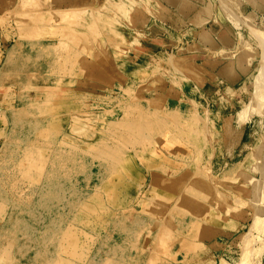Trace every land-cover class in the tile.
I'll use <instances>...</instances> for the list:
<instances>
[{
  "label": "rangeland",
  "instance_id": "rangeland-1",
  "mask_svg": "<svg viewBox=\"0 0 264 264\" xmlns=\"http://www.w3.org/2000/svg\"><path fill=\"white\" fill-rule=\"evenodd\" d=\"M249 1L0 0V264H151L168 186L207 169L210 189L207 165L220 167L217 71L232 60L233 29L250 45ZM259 47L245 64L259 67ZM255 111L252 147L228 182L253 170L252 191L222 213L206 264L264 259V107Z\"/></svg>",
  "mask_w": 264,
  "mask_h": 264
},
{
  "label": "bare ground",
  "instance_id": "bare-ground-1",
  "mask_svg": "<svg viewBox=\"0 0 264 264\" xmlns=\"http://www.w3.org/2000/svg\"><path fill=\"white\" fill-rule=\"evenodd\" d=\"M249 3L252 11L248 15L253 26L251 23L249 25V21L246 20L249 26L247 31L249 38L246 42H250V45L245 43L246 45L241 46L239 43L240 36L233 29L234 32L228 43L230 44L229 53L232 60L221 64L219 72L217 71L218 91L216 100L218 103L217 118H219V125L216 129L213 128L212 133L214 135L213 144L216 146L214 152L217 153L216 157L219 159L220 167L214 168L212 165H207L211 169L214 183L211 184L210 189L205 188V185H209L211 180L206 181L207 169H201L200 177L195 176L191 180H184L179 186H168L167 216L163 226H156L153 230L151 264H206V261L212 257L207 249L216 245L219 236L225 233L222 230L223 226H219L224 218L222 213L228 209L230 210L232 199L241 198L242 195L244 196L252 191L247 187L249 182L247 181V183L246 179L248 180L249 177L254 176L255 172H252L253 170H248V177L246 176L244 181L241 182V186H231L229 184L231 179H237L236 169L239 167L233 166L232 162L236 161L234 163H238L240 159H246L248 150L252 147V145L248 147V141L254 137L251 131L253 134L256 132L252 123L255 117L253 111L256 109L255 113L259 116L264 107L259 103L262 97L261 93L264 92V30L259 31L257 29L258 24H256L259 21L264 23V20L259 18L260 15L261 18L264 16V1L262 3L257 2L256 5L254 0L249 1ZM255 12L257 15L260 13L257 16V21H255ZM256 33L260 35V38L256 37ZM255 44H258L257 46H260L259 48L263 50L262 57L257 60L260 62L258 68L253 66L256 61L249 64L244 63L245 58L248 61L250 57L255 55L257 47ZM187 67L184 70L190 73L192 67ZM243 74L245 75L244 86L239 88L242 87L241 90L250 95L249 103L245 102L244 93L240 96L237 93V88H233L234 83L237 84ZM253 84H255V89L250 94L249 89ZM253 105H255L254 108H252ZM250 127H252V130H250ZM209 163L211 164L210 161ZM242 166L241 168H243ZM240 172L242 173V171ZM216 183L221 184V187L218 188ZM241 202L244 205L248 204L244 200ZM230 226L233 225L228 223L224 227L229 228ZM245 235L246 232L237 236V238L236 236L231 238L232 248H229V255L239 251L238 245ZM262 264H264V259Z\"/></svg>",
  "mask_w": 264,
  "mask_h": 264
}]
</instances>
